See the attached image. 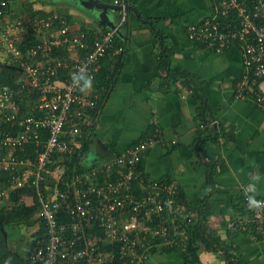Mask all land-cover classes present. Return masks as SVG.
Masks as SVG:
<instances>
[{"label": "built area", "instance_id": "built-area-1", "mask_svg": "<svg viewBox=\"0 0 264 264\" xmlns=\"http://www.w3.org/2000/svg\"><path fill=\"white\" fill-rule=\"evenodd\" d=\"M126 1L112 0V5L120 7L114 28L93 32L89 37L87 33L72 32L56 14L10 21L6 16L10 0H0V51L10 65L22 67L19 86L23 96L39 92L34 105L38 116H20L18 104L25 97H18L8 86L0 89V126L14 128L11 132L0 131V148L6 152L0 155V170L8 176L6 184H0V209L9 210L14 205L10 199L14 191L32 188L38 204L36 219L45 229V238L34 245L29 264H147L153 249L175 245L184 252L189 238L185 227L199 220L181 204L175 186L145 179L139 171L147 151L164 142L158 128L123 151L85 166L80 173H71L61 190L58 169L48 171L55 155L74 154L93 134L95 117L89 111L96 109L97 97L83 92L82 80L93 79L100 58L126 23ZM248 2L228 0L217 4L222 11L236 9L240 18L223 39L229 38V42L223 44L222 40L217 52L229 45L238 48L244 67L233 90L234 99L264 111V0ZM207 24L187 27L188 40L201 41L210 35L216 38V31L210 33ZM28 37H35L36 43L27 46ZM20 45L25 49L20 50ZM59 47L84 53L83 58L78 57L70 68L61 61L50 66L51 61L45 57ZM63 66L69 68L70 79L63 86L53 85L50 77ZM40 135L46 139L35 161L13 156L17 148L33 140L38 145ZM46 174L53 185L44 190L41 183ZM134 185L139 187L136 194L131 190ZM26 198L30 197L21 194L19 204L26 205ZM243 206L247 213L235 221L232 229L253 239H264V199L245 194Z\"/></svg>", "mask_w": 264, "mask_h": 264}, {"label": "crops", "instance_id": "crops-1", "mask_svg": "<svg viewBox=\"0 0 264 264\" xmlns=\"http://www.w3.org/2000/svg\"><path fill=\"white\" fill-rule=\"evenodd\" d=\"M33 1L10 0L8 20L27 18L25 9L31 8L27 3ZM57 1L40 0L33 8L69 17L67 25L75 33L103 29L92 12L69 3L58 6V12L47 9ZM105 1L112 4V0ZM128 1L149 25L143 27L139 22L145 23L134 16L120 29V44L125 48L122 66L107 101L95 115L91 146L78 154L81 162L88 166L104 160L147 137L151 126L158 128L164 142L144 155L141 174L145 179L175 186L181 204L194 216H204V226L216 239L219 251L214 253L200 244L199 263L226 264L223 252L228 250L236 257L233 264H264V240L232 229L235 221L245 216L240 207L245 194L264 199V111L233 98V88L242 75L239 51L215 53L187 41L186 28L211 13L208 0ZM118 17V11H108L110 22L115 24ZM29 39L32 37L26 42ZM67 51L70 61L78 58L73 50ZM166 54L171 56L169 69H177L184 76L167 77L163 68ZM2 57L0 51V61ZM102 63L96 66L97 72ZM93 79L82 80L83 92L95 96ZM201 105L207 107L204 114ZM212 121L216 125L212 126ZM215 135L218 137L214 139ZM60 166L59 177L64 164ZM207 195L209 200L202 213ZM28 247L29 243L10 249L21 254ZM147 264L185 263L181 253L158 251L151 254Z\"/></svg>", "mask_w": 264, "mask_h": 264}, {"label": "trees", "instance_id": "trees-1", "mask_svg": "<svg viewBox=\"0 0 264 264\" xmlns=\"http://www.w3.org/2000/svg\"><path fill=\"white\" fill-rule=\"evenodd\" d=\"M38 1H40V0H35L32 3H27L31 7V8L25 9V12L27 14V19L28 18L33 19L34 17L47 18L48 16L52 15V13H46V12L36 10L35 8H33V5ZM208 1H209V5L211 7V13L207 17H205L203 20L196 22V23H193V24H190L189 26L203 25L206 22H208L207 27L210 29V33H212L213 31H216V35H217L216 38L215 37L213 38L212 35H210V36L202 37L200 39L201 41L193 42V41L188 40L187 31H186V39L188 42H190L192 44H196L197 46H199L201 48H204V49L207 48V49H210L211 51H214L215 53H218L217 48L219 47V43L224 39V37L228 36L229 30H231L234 26H237V24L240 21V18L238 16V11L236 9H227L226 8L224 11H222V8L218 7L217 4L219 2L225 3L228 0H217V1L208 0ZM248 1L249 0H245V3H247V5L250 4V2H248ZM126 4L128 6H130L128 0L126 1ZM8 8H9V4L7 6V9ZM57 16H59V18H62L66 22L69 21V17L63 16L60 14H58ZM129 19H132V20L134 19V15L130 11H128L127 21L122 28H124L127 25ZM58 24H59V21H57L55 23V26H58ZM139 24L142 25L143 27L147 28L146 24H141L140 22H139ZM213 27L215 28L214 30H213ZM106 30H108V29H102V31H104V32ZM83 31L86 33L89 32L88 33L89 37H91V35L93 33V31L92 32H90V31L87 32L85 30H83ZM227 42H229V38L226 41L223 40V44L227 43ZM35 43H36V38L32 37V39H29L26 42V45L32 46ZM211 43L214 45L211 46V48H210L209 46L211 45ZM19 49L24 50L25 48H24V46L20 45ZM118 49H122V51L117 52ZM231 49H236V48L234 46L229 45L227 48H223L220 52H223L225 50H231ZM115 50H116V53L114 52ZM124 53H125V48L120 44V32H119L118 34H116L114 36L112 44L107 49L105 56L100 58L98 63L103 62L102 66H100L99 72H97L95 74L94 79L91 81V84L94 85L93 87L95 88V90H97V93H96L97 98L95 99L96 109L93 111H89V114L92 115L93 117L97 116L96 114L99 111H101L105 102L108 99V96L112 90V85H113V83H115V79H116L115 77L117 76L119 69H121V66H122L121 62H122ZM43 54L44 53H42V55ZM83 54H80V58H83ZM39 55H41V53H39ZM69 56H70V54L65 48L59 47L57 49L50 51L48 56L45 57V59L46 60L49 59V61H51V63H49L50 66H52L54 64V62H58V61H61L62 63L67 62L68 64H71V62H69V60H68ZM164 57H166V58L163 61L164 62L163 68L166 71L167 77L172 78L173 76H179L180 74L181 75L183 74V76L185 75L183 72L179 73V71L177 69H175L174 71L170 70L169 69L170 68L169 67V61L171 60V56L166 54V56H164ZM3 60H4L3 62H0V89L4 86H8V87H11L14 91H16V93L18 94V97H20V98L25 97L24 99L22 98L23 100L20 103L18 102L19 103L18 105L20 108L19 114H22L20 116L30 115V116L37 117L38 114H36V112L34 111V105L37 101V98H39V92L34 91L28 96H23L24 93L22 94V91L20 90V86H19L20 81L23 78V71L21 70L22 67L10 65L7 58L3 59ZM241 62H242V70H243L244 66H243L242 56H241ZM105 63H107V65H104ZM110 67H111V70H110ZM69 72L70 71H67V69L64 66L56 68L55 75H52L50 77L51 83L53 85H58V86L60 84H65L66 81L70 79ZM242 75H243V71H242ZM242 75H241V78H242ZM240 80L241 79L239 78L236 81L235 86L240 82ZM184 84L187 85L186 82H184ZM235 86H234V88H235ZM188 87H190V86H188ZM196 92H198V91H194L195 95H197ZM200 109H201L203 114H204L205 110L207 111V107H205V109H204L203 105L200 106ZM95 128H96V125L94 122L93 134L95 132ZM12 130H14V128H11L9 125L8 126H5V125L0 126V131H2V132H7V131L11 132ZM150 130H151L150 133H152V131L154 130V126H151ZM93 134L89 140H87L84 144H82L80 149H76V152L74 154H72L70 156L63 155V154H58V155L54 156V161H52L51 164L48 166L49 172H52V171L56 172L57 169L59 167H61L60 165H62V163L64 164L63 172L60 175V180L58 183V189L59 190L62 189L63 181L68 179L69 176L71 175V173L77 174V173H80L84 170V167L86 165H84L81 162L82 157H79L78 154L81 153L82 151L86 152L90 148V146H91L90 144L92 143V141L94 139ZM217 137H218V135L217 136L215 135L214 139ZM45 139H46L45 135H40L39 140H38L40 143L38 145L33 140V141H31V143L23 145L22 148H17V150L14 151L12 154H13V156H15L17 158L29 159L30 161H35V158L37 157V155L42 151V143L45 141ZM208 139L209 138H206L205 140H208ZM141 140H143V139H138L133 144H135ZM203 145L205 146L204 141H203ZM2 154L5 155L6 152H5V150H2L0 148V155H2ZM111 156L112 155H110L109 157H111ZM101 160L102 159H100V160L98 159L94 163H91L90 165L96 164V163L100 162ZM90 165H88V166H90ZM140 165L138 168H139V171L141 172ZM142 177H144V176L142 175ZM44 178L45 179L41 183V187L44 188V190H45L46 187L48 188L49 186H51L53 184H52V179L49 175H47V174L44 175ZM7 179H8L7 174L5 172H3L2 170H0V184L1 185L6 184ZM138 191H139V187L137 185L136 186L134 185L132 187V192L136 194V193H138ZM24 193H26L28 195V197H30L32 199V203L30 205L19 204V202H18L19 197L21 194H24ZM178 195H179V199L182 198L180 196V194H178ZM243 197L241 199V206H240L241 209H243V207H244L243 206ZM10 199L13 201L14 205L9 210L6 208L0 209V264H29V257L33 251L32 249H33L34 245L36 244V242L38 240L43 241L45 238V229H44L43 225L40 224L38 222V220L36 219V215H37V211H38V204L36 201L37 198L35 196L34 189L23 188V189H19V190L14 191L13 193H11ZM208 200H209V195L205 196L204 200L202 201V213H205V209L207 207ZM243 212H246V210L243 209ZM198 218H199V220L197 223H195L193 225H187L185 227L186 230L188 231L189 238L185 242L184 252H182L175 245H172V246L162 247L159 249H153L152 253H155L158 251L162 254H167V255H169L173 252L178 253V254L181 253V255L183 256V260H184L185 264H200L199 260H198V251H199L200 244L204 245V247L207 250H211L214 253L218 252L219 249L215 245L216 239L215 240L212 239V237H213L212 234L206 230V227L204 226L205 222L202 221L204 216L202 219L200 217H198ZM155 220L159 221V219H155ZM27 221L28 222L35 221L36 225H37V229L33 233V235H31L32 237H31V240L29 242L28 250L22 251L21 254H18L16 251L10 249V243L13 240H15L16 242H18V241L20 242V241H22V239L21 238H18V239L15 238L13 236V234L8 230H9L10 226H14L18 222H27ZM62 221H65L64 218L62 219ZM100 233H102V231H100ZM178 239L179 238L176 237V241ZM256 240H264V239H261V237L257 236ZM223 253L225 255L226 264H233L234 261L236 262V257L235 258L232 257L228 250L224 251ZM233 258L235 259L234 261L232 260Z\"/></svg>", "mask_w": 264, "mask_h": 264}, {"label": "rangeland", "instance_id": "rangeland-1", "mask_svg": "<svg viewBox=\"0 0 264 264\" xmlns=\"http://www.w3.org/2000/svg\"><path fill=\"white\" fill-rule=\"evenodd\" d=\"M50 1H51V3L56 2V0H50ZM85 2H86V0H58L57 1L58 4H56V3L54 5L51 4L52 6L49 5L50 7H48L47 9H51L52 11L58 12V6H60L61 4L63 6H66L65 3H69L72 5V7H75L77 9L80 8L82 10H88L89 12H92L93 15L95 16L94 18L97 19V16L99 15V11H96L95 8L86 7ZM72 7L70 6V8H72ZM3 59H4V57H2V60L0 62H3L4 61ZM87 163H90L89 159L87 160ZM31 203H32V199H30V198L25 199L26 205H30ZM36 228H37V225H36L35 221L18 222L14 226H10L8 231H10L13 234V236L16 237L17 239L18 238L22 239V241H20L19 243H16V241L13 240L10 243V247L12 249H15V250H17L18 246L24 247L26 244H28L30 242L31 237H32L31 235H33ZM21 242H22V245H20ZM14 246H16V247H14Z\"/></svg>", "mask_w": 264, "mask_h": 264}, {"label": "water", "instance_id": "water-1", "mask_svg": "<svg viewBox=\"0 0 264 264\" xmlns=\"http://www.w3.org/2000/svg\"><path fill=\"white\" fill-rule=\"evenodd\" d=\"M85 5H86V7L95 8L96 11H99V15L97 16V21H98V24L103 29L104 28L112 29L115 27L114 23L110 22L108 19V11L113 10V11L117 12L120 10V7H116V6L112 5L109 1H105V0H86ZM126 8L128 11L133 13V15L138 20H140L142 23L149 25L148 21L142 20L139 18L138 11L134 7L127 6Z\"/></svg>", "mask_w": 264, "mask_h": 264}, {"label": "clouds", "instance_id": "clouds-1", "mask_svg": "<svg viewBox=\"0 0 264 264\" xmlns=\"http://www.w3.org/2000/svg\"><path fill=\"white\" fill-rule=\"evenodd\" d=\"M115 25V24H114ZM104 29H109V28H104ZM120 32V31H119ZM66 49V48H65ZM67 50V49H66ZM78 55V57H80V55L79 54H77ZM70 57V56H69ZM69 60V59H68ZM75 61L76 60H74V61H70L69 60V62H71V64H68L67 62V65H68V67L70 68V67H72L73 65H75ZM69 68H66L67 69V71H69ZM243 71V70H242ZM241 78V77H240ZM96 96V95H95ZM233 98H234V96H233ZM216 125V124H215ZM154 128H156V127H154ZM151 134V133H150Z\"/></svg>", "mask_w": 264, "mask_h": 264}, {"label": "bare ground", "instance_id": "bare-ground-1", "mask_svg": "<svg viewBox=\"0 0 264 264\" xmlns=\"http://www.w3.org/2000/svg\"><path fill=\"white\" fill-rule=\"evenodd\" d=\"M132 190V189H131ZM197 208V207H196ZM229 229V228H228ZM164 251V250H163Z\"/></svg>", "mask_w": 264, "mask_h": 264}]
</instances>
